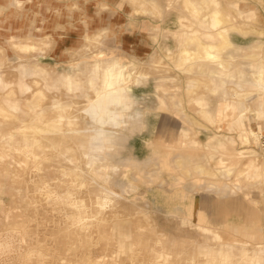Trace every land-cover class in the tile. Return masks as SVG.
<instances>
[{
	"label": "rangeland",
	"instance_id": "obj_1",
	"mask_svg": "<svg viewBox=\"0 0 264 264\" xmlns=\"http://www.w3.org/2000/svg\"><path fill=\"white\" fill-rule=\"evenodd\" d=\"M0 264H264V0H0Z\"/></svg>",
	"mask_w": 264,
	"mask_h": 264
},
{
	"label": "bare ground",
	"instance_id": "obj_2",
	"mask_svg": "<svg viewBox=\"0 0 264 264\" xmlns=\"http://www.w3.org/2000/svg\"><path fill=\"white\" fill-rule=\"evenodd\" d=\"M212 50L205 51V55L210 56L211 54L215 53V51H212ZM101 71H102V86L105 88H108L112 85H118L124 77V70L116 61L108 63L106 66H104L101 69ZM91 74H98V68H93ZM64 78L67 79L65 80L66 87L71 89V87L75 85L74 82L71 81L70 77L68 76ZM257 82H259V79H257ZM258 85H260V82L258 83ZM114 94H117V91L114 92ZM221 258L223 261L229 260L228 259L229 257H227L226 255L225 257L221 255Z\"/></svg>",
	"mask_w": 264,
	"mask_h": 264
},
{
	"label": "crops",
	"instance_id": "obj_3",
	"mask_svg": "<svg viewBox=\"0 0 264 264\" xmlns=\"http://www.w3.org/2000/svg\"><path fill=\"white\" fill-rule=\"evenodd\" d=\"M210 20H211V23H212V24H210L211 26H212L213 24H215L214 21L212 20V18H211Z\"/></svg>",
	"mask_w": 264,
	"mask_h": 264
}]
</instances>
